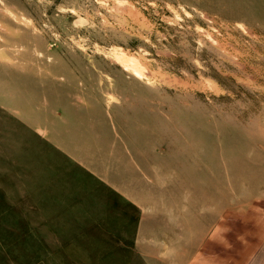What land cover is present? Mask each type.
<instances>
[{"label":"rangeland","instance_id":"1","mask_svg":"<svg viewBox=\"0 0 264 264\" xmlns=\"http://www.w3.org/2000/svg\"><path fill=\"white\" fill-rule=\"evenodd\" d=\"M0 264H264V0H0Z\"/></svg>","mask_w":264,"mask_h":264}]
</instances>
